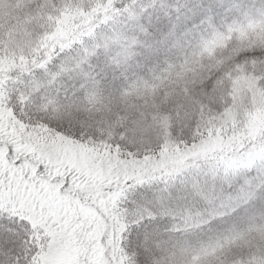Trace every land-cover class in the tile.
<instances>
[{
  "label": "trees",
  "instance_id": "trees-1",
  "mask_svg": "<svg viewBox=\"0 0 264 264\" xmlns=\"http://www.w3.org/2000/svg\"><path fill=\"white\" fill-rule=\"evenodd\" d=\"M189 3L204 7L185 15ZM4 52L26 62L0 73L25 123L99 139L135 120L153 144L181 146L210 119L205 141L253 124L198 152L202 165L219 161L215 175L130 188L120 247L129 264H264V0H0ZM145 209L157 217L147 233Z\"/></svg>",
  "mask_w": 264,
  "mask_h": 264
},
{
  "label": "snow or ice",
  "instance_id": "snow-or-ice-1",
  "mask_svg": "<svg viewBox=\"0 0 264 264\" xmlns=\"http://www.w3.org/2000/svg\"><path fill=\"white\" fill-rule=\"evenodd\" d=\"M203 7L183 9L195 16ZM172 11L179 16L181 9ZM214 127L211 119L203 129L194 126L182 146L163 137L153 144L135 120L115 134L81 138L71 123H25V113L17 114L0 89V264H118L113 251L126 223L121 204L128 190L158 183L167 191L178 179L191 177L195 184L201 175L218 173L219 161L202 165L198 154ZM246 131L241 125L232 134ZM217 207L226 209L223 201ZM144 212L137 230L147 233L157 217Z\"/></svg>",
  "mask_w": 264,
  "mask_h": 264
},
{
  "label": "rangeland",
  "instance_id": "rangeland-1",
  "mask_svg": "<svg viewBox=\"0 0 264 264\" xmlns=\"http://www.w3.org/2000/svg\"><path fill=\"white\" fill-rule=\"evenodd\" d=\"M246 29L247 30L253 29V26L248 25ZM238 33L241 34L242 31L238 30ZM226 39H227L226 37L217 38L216 40L208 44L206 51H210L209 50L210 48L211 49L217 48L218 46L221 45L223 41H226ZM25 63L26 62L23 59L10 58L4 52L2 55L0 54V73L9 71L13 68L20 67L24 65ZM0 89H2V94L4 98L8 101V98H9L8 92L10 90L9 86L7 84L0 85ZM9 115H11L10 112H9ZM7 118L8 117L6 116L5 122H7ZM262 119H264V116L262 117ZM234 128H237V126L232 125L231 130H224L223 134L219 135L220 138H212V139L205 141L202 144V146L199 147L198 152H209V151L219 150V149L223 150L224 148H227L228 146L232 145L233 144L232 142L234 140L236 139L241 140L243 136L247 134V132H240L237 135L233 136L232 133H233ZM254 128L255 127L253 126V124L249 123L247 124L246 130L248 131V133H252ZM249 165H252V164H249ZM122 223L124 222L122 221ZM124 228H125V224H124L123 230L117 234L116 239H115L113 255L118 261V264H129L130 263L129 259L127 258L125 254H123L121 247H120V242H121L122 234L124 232Z\"/></svg>",
  "mask_w": 264,
  "mask_h": 264
}]
</instances>
